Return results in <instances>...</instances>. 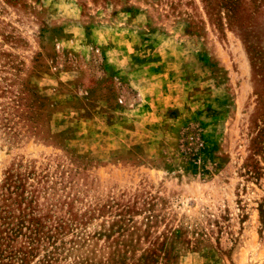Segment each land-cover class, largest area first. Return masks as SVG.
<instances>
[{
    "label": "rangeland",
    "instance_id": "rangeland-1",
    "mask_svg": "<svg viewBox=\"0 0 264 264\" xmlns=\"http://www.w3.org/2000/svg\"><path fill=\"white\" fill-rule=\"evenodd\" d=\"M0 264H264V0H0Z\"/></svg>",
    "mask_w": 264,
    "mask_h": 264
},
{
    "label": "trees",
    "instance_id": "trees-1",
    "mask_svg": "<svg viewBox=\"0 0 264 264\" xmlns=\"http://www.w3.org/2000/svg\"><path fill=\"white\" fill-rule=\"evenodd\" d=\"M193 156V155H192Z\"/></svg>",
    "mask_w": 264,
    "mask_h": 264
}]
</instances>
